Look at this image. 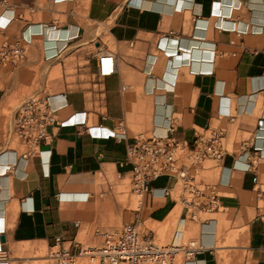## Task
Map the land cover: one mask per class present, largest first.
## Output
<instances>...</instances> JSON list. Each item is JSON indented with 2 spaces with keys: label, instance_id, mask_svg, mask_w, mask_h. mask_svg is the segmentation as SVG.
<instances>
[{
  "label": "crops",
  "instance_id": "crops-1",
  "mask_svg": "<svg viewBox=\"0 0 264 264\" xmlns=\"http://www.w3.org/2000/svg\"><path fill=\"white\" fill-rule=\"evenodd\" d=\"M4 41L25 58L0 68V264L56 238L70 251L97 246L96 230L133 222L155 225L147 236L160 245L202 243L195 264H264V0H0ZM104 53L115 59L108 77ZM36 95L59 107L40 146L47 176L13 134L18 107ZM169 121L179 142L223 136V161L190 172L221 206L199 222L181 220L174 190L162 195L167 177L132 208L127 147L164 136ZM119 131L126 139L106 138Z\"/></svg>",
  "mask_w": 264,
  "mask_h": 264
},
{
  "label": "built area",
  "instance_id": "built-area-1",
  "mask_svg": "<svg viewBox=\"0 0 264 264\" xmlns=\"http://www.w3.org/2000/svg\"><path fill=\"white\" fill-rule=\"evenodd\" d=\"M21 41L25 44L31 42L24 38ZM24 58L25 50L20 42L4 41L0 45V68L17 66ZM98 72L101 77L114 74L112 54L99 56ZM58 110L59 107L50 106L49 97L36 95L20 104L13 120V134L24 147L21 158L26 161L40 158L44 162L46 176L50 151H41L40 146L49 139L48 128L57 123L55 115ZM58 125L70 124L65 121ZM173 133L174 127L169 121L164 136L138 135L128 145L124 163L131 166L132 191L141 199L151 192L153 181L160 177L171 178L173 187L162 189V195L170 197L174 190V204L181 209V220L199 222L202 215L217 212L221 206L216 191L210 186L196 184L190 172L196 171L207 160L217 164L223 161V136L221 132L195 131L192 143H187L177 141ZM106 138L124 140L126 133L111 132ZM95 236L101 238L99 245H78L74 251L61 248V240L56 238L46 261L49 264H195L196 256L209 251L195 240L184 245H157L147 235H141L137 224L96 230Z\"/></svg>",
  "mask_w": 264,
  "mask_h": 264
},
{
  "label": "rangeland",
  "instance_id": "rangeland-1",
  "mask_svg": "<svg viewBox=\"0 0 264 264\" xmlns=\"http://www.w3.org/2000/svg\"><path fill=\"white\" fill-rule=\"evenodd\" d=\"M139 198L135 195L132 196V208L135 209L138 206ZM131 224H136V222H133ZM138 230L141 234H146L150 236V233L152 231H157V227L155 225H150L149 223H146L144 225L137 224ZM155 244L160 245V242L154 241ZM47 249L38 250L35 252H24L20 254V262L19 264H49L46 261ZM217 259L218 261H225L229 260V255L227 253L217 252Z\"/></svg>",
  "mask_w": 264,
  "mask_h": 264
},
{
  "label": "bare ground",
  "instance_id": "bare-ground-1",
  "mask_svg": "<svg viewBox=\"0 0 264 264\" xmlns=\"http://www.w3.org/2000/svg\"><path fill=\"white\" fill-rule=\"evenodd\" d=\"M172 217H170V219H171ZM173 218H174V216H173ZM171 221V220H170Z\"/></svg>",
  "mask_w": 264,
  "mask_h": 264
},
{
  "label": "water",
  "instance_id": "water-1",
  "mask_svg": "<svg viewBox=\"0 0 264 264\" xmlns=\"http://www.w3.org/2000/svg\"><path fill=\"white\" fill-rule=\"evenodd\" d=\"M1 241H2V239H1Z\"/></svg>",
  "mask_w": 264,
  "mask_h": 264
}]
</instances>
